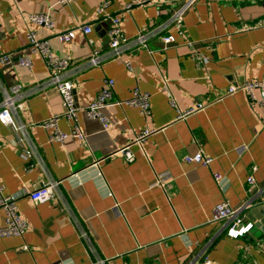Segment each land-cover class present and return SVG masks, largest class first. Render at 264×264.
<instances>
[{"label":"crops","instance_id":"obj_1","mask_svg":"<svg viewBox=\"0 0 264 264\" xmlns=\"http://www.w3.org/2000/svg\"><path fill=\"white\" fill-rule=\"evenodd\" d=\"M59 1L0 2V50L32 61L31 69L0 62V101L14 84L29 88L48 79L46 61L28 40L34 31L54 54L71 60L78 113L77 123L64 116L62 97L51 88L25 96L14 124L0 119V184L6 195L17 196L29 222L23 235L0 238V264H201L205 258L264 264L259 228L234 238L225 221L212 220L225 201L262 204L264 110L243 90L228 89L264 83V0H198L183 18V33L168 31L175 42L153 35L148 47L133 42L163 22L171 4L128 10L130 0ZM41 13L50 15L52 29L28 21ZM114 17L128 41L125 56L87 68L94 49L108 55ZM79 23L90 25L91 33L78 30L71 42L59 40ZM106 79L115 81L112 100L124 102L103 109L107 129L87 114ZM135 89L149 95V114L125 103ZM199 103L203 109L179 118ZM56 114L60 131L70 135L77 126L84 139L52 141L53 129L39 124ZM145 128L159 130L135 144ZM126 145L135 155L131 163L116 154ZM199 151L213 158L209 167L185 161ZM52 183L58 184L51 199L34 203L30 193ZM5 219L0 208V226Z\"/></svg>","mask_w":264,"mask_h":264},{"label":"built area","instance_id":"obj_2","mask_svg":"<svg viewBox=\"0 0 264 264\" xmlns=\"http://www.w3.org/2000/svg\"><path fill=\"white\" fill-rule=\"evenodd\" d=\"M73 0H60L61 4L71 3ZM198 0H130L127 4V9L130 10L135 5H145V4H171V10L167 18L152 29L140 32L139 36L133 42L138 46L148 47V40L150 36L161 35L162 40L165 44H170L175 42V36L168 31L174 30L178 33H183V18L185 14L194 6ZM1 2V0H0ZM107 7V3H103L99 9L98 13H104ZM1 14V8H0ZM30 23H34L45 28L52 29L55 25L54 21L47 13L34 14L28 18ZM28 21H26L28 23ZM80 30L84 34H90L92 27L88 24L79 23L75 28L62 32L58 35L61 42L69 43L76 38V31ZM166 32V34H165ZM110 36V51L108 55H104L99 49H94L91 57L88 60V67L100 66L102 63L110 58H123L126 50L128 49L127 38L123 34L121 27V21L119 18H112V24L109 30ZM28 40L30 42L32 53H38L47 63L49 76L45 82L40 84H35L29 88L24 85L17 83L10 87V90H5L3 99L0 101V119L7 125L14 124V114L18 110L24 108L21 100L26 96L36 95V93L45 91L47 89H56L63 101L64 113L63 115L69 119L78 121L77 107L74 100V83L70 77V64L71 60L69 58H60L52 51L48 41H40L34 31H30L28 35ZM0 62L5 65L17 64L21 67H26L28 69L32 68V61L27 56L14 57L10 53H3L0 50ZM126 65L130 67L131 62L126 61ZM115 81L113 79H106L105 84L101 91L99 92L95 101L87 105V114L91 118L100 119L103 126L107 129L109 120L104 115L103 109L113 105H122L123 101H113V88ZM238 90H243L248 94L252 105L260 106L264 110V83L260 82H248L242 86L235 87L231 86L228 89V94L234 93ZM128 105L139 107L141 111L145 114H149V95L141 94L138 89H135L133 97L125 102ZM203 103H199L196 107L190 108L185 112H180L179 118H184L191 115L204 108ZM60 114H56L47 121L40 123L41 127L46 129H53L51 134V140L56 142H64L70 135L75 138L84 139L83 132L75 126L72 134L68 135L59 130L58 122L60 119ZM36 126V124H35ZM158 128H145L134 139L135 144L144 143L150 136L155 134ZM116 154L122 155L125 160L129 163L135 160V155L132 152L131 145H126L120 147ZM31 151H25L24 156L26 158L31 157ZM185 161L188 163H197L203 166L209 167L213 161V158L205 155L202 151H199L193 156L185 157ZM214 177L216 181L221 180V175L215 173ZM249 183L254 184L255 180L250 177ZM58 183H52L38 188L30 193V198L34 203L40 204L49 201L54 192V188ZM261 203L264 204V190L261 193ZM0 208L4 209L6 212L5 225L0 226V238L10 237V236H20L23 235L29 227V222L23 219L19 213L17 206V196L6 195L3 192L2 186L0 184ZM250 208L249 205H244L241 207H232L229 202L225 201L218 204L215 208L213 221L220 222L225 221L227 223V234L230 237L239 238L244 237L251 233L254 225L249 222L245 217H243L244 211ZM201 264H211L208 258Z\"/></svg>","mask_w":264,"mask_h":264},{"label":"water","instance_id":"obj_3","mask_svg":"<svg viewBox=\"0 0 264 264\" xmlns=\"http://www.w3.org/2000/svg\"><path fill=\"white\" fill-rule=\"evenodd\" d=\"M244 212L246 213L245 218L252 221L254 223V226L259 228L262 233H264V204H259L252 208H249Z\"/></svg>","mask_w":264,"mask_h":264}]
</instances>
